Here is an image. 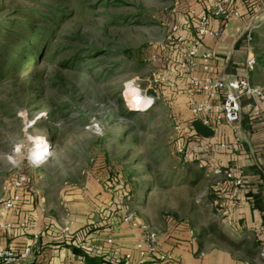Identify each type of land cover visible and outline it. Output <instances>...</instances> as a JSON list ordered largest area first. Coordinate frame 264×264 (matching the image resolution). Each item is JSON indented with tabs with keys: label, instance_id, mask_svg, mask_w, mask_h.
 <instances>
[{
	"label": "rangeland",
	"instance_id": "1",
	"mask_svg": "<svg viewBox=\"0 0 264 264\" xmlns=\"http://www.w3.org/2000/svg\"><path fill=\"white\" fill-rule=\"evenodd\" d=\"M192 1L0 0L8 12H65L43 56L0 81V182L25 173L34 184L40 168L45 182L56 180V193L94 179L110 201L139 218L163 224L173 216L193 227L205 221L217 234L216 180L187 129L189 97L175 82L187 74L177 65ZM256 35L257 60L264 26ZM250 80L264 87V66ZM134 99L148 100L147 107L134 106ZM38 140L52 152L42 162L32 155Z\"/></svg>",
	"mask_w": 264,
	"mask_h": 264
},
{
	"label": "crops",
	"instance_id": "2",
	"mask_svg": "<svg viewBox=\"0 0 264 264\" xmlns=\"http://www.w3.org/2000/svg\"><path fill=\"white\" fill-rule=\"evenodd\" d=\"M188 5L187 8L196 10V15L210 11L207 0H194ZM230 6L240 12L239 17L228 21L211 17V27L222 33L206 37L198 52V65L193 73L202 78L211 75L227 82L251 78L246 61L249 55L256 54L253 45L246 42L245 33L252 29L256 35L259 27L264 26V0H230ZM196 17L192 18V27L185 31L181 28L182 34L196 35ZM206 52L212 54L210 71L203 69L202 55ZM177 68L180 73H187L176 81L179 93H185L187 98L192 73L179 64ZM207 97V93L196 96L199 101ZM243 118L244 136L252 148L239 136L236 125L226 121L214 126V135L197 146L200 157L206 160L207 171L217 166L230 168L236 178L243 180L237 187L225 182L214 187L218 196L215 204L221 207L217 213L219 225L215 224L214 230L220 229L221 234L219 231L211 234L205 221L193 227L187 220L167 216L163 224H157L150 216L136 215L152 225L177 260L141 258L134 249L141 232L123 221L127 209L110 201L109 194L94 179L86 180V188L68 183L55 193L56 180L49 177L45 182L40 168L34 184L23 190L20 203L8 210L0 206V222L12 223L11 228L0 229V249L20 251L32 242L35 231H39V241L32 253L19 264H125L115 251L118 247L133 253L130 264H264L260 256L264 246V130L248 106L244 108ZM211 121L214 123L213 114ZM222 143H228L231 148H223ZM234 145L240 150L234 151ZM13 182L14 179L0 182V197L14 193ZM69 220L73 221L71 232L64 237L62 229ZM211 235L213 239L208 240L207 236ZM110 238L113 243L109 242Z\"/></svg>",
	"mask_w": 264,
	"mask_h": 264
},
{
	"label": "built area",
	"instance_id": "3",
	"mask_svg": "<svg viewBox=\"0 0 264 264\" xmlns=\"http://www.w3.org/2000/svg\"><path fill=\"white\" fill-rule=\"evenodd\" d=\"M210 11L196 15V10L190 7L193 16L196 17V35L192 37H179L180 43H186L187 48L184 51V58L181 67L189 70L192 74L189 79V104L192 114L196 117H201L205 124L219 126L225 121L236 125L239 135L249 145L250 143L244 136L242 119L243 110L248 106L251 114L259 119L263 124L264 130V87L253 84L249 76L236 78L233 81L227 82L220 78L212 77L211 75L201 76L194 74L198 62V52L206 37H217L222 31L215 30L211 27V17H217L228 21L233 17H239L240 12L230 6V0H207ZM176 28V27H175ZM245 40L250 45L252 41V29L245 33ZM205 71H210L212 66L210 60L212 54L206 52L202 55ZM256 57L254 54L248 56L246 67L248 72H252L256 67ZM176 82V81H175ZM201 93H207V99L202 101L197 100L196 96ZM219 101H215L219 99ZM246 102V103H245ZM214 115V123L211 121V115ZM180 128V127H179ZM225 149L231 148L228 143H222ZM234 151H239V146H233ZM46 159L50 156L46 155ZM255 163L258 165L256 158ZM200 166L203 164L200 162ZM212 175L216 178L217 184L231 183L234 186L242 184L241 177L236 178L233 170L224 167H213ZM32 177L28 174H19L14 178L13 186L14 193L10 196L0 197V206L5 210L14 208L22 201V192L26 188H30ZM123 221L128 223L133 229L141 232L142 237L136 242L134 249L143 259H152L155 261H174L178 257L165 247L164 242L160 239L158 232L147 222L140 220L133 211L127 210L123 216ZM72 220H69L62 229V235L68 237L71 232ZM12 227L10 222H0V229H9ZM40 232L35 231L32 242L18 251L12 248L0 249V264H19V261L27 258L33 250V247L39 241ZM113 243V239H109ZM118 255H121L125 264H130L133 253L131 251H122L121 247L115 249ZM261 258L264 259V246L260 251Z\"/></svg>",
	"mask_w": 264,
	"mask_h": 264
},
{
	"label": "trees",
	"instance_id": "4",
	"mask_svg": "<svg viewBox=\"0 0 264 264\" xmlns=\"http://www.w3.org/2000/svg\"><path fill=\"white\" fill-rule=\"evenodd\" d=\"M64 13L59 7H54L48 15L42 16L19 10L8 12L7 7L0 2V81L27 71L43 56V52L48 49L50 38L55 35V28L60 25L59 20H63L65 16ZM37 20L43 21L44 24L40 25ZM254 39L258 40L257 35H254ZM256 66H264V52L258 55ZM243 120L244 118L242 124ZM187 124L190 136L197 143L205 142L214 135L213 126L205 124L201 117L192 114ZM195 163L200 166V161ZM100 166L101 164L96 169ZM217 198V194L214 195V200Z\"/></svg>",
	"mask_w": 264,
	"mask_h": 264
},
{
	"label": "bare ground",
	"instance_id": "5",
	"mask_svg": "<svg viewBox=\"0 0 264 264\" xmlns=\"http://www.w3.org/2000/svg\"><path fill=\"white\" fill-rule=\"evenodd\" d=\"M136 92L135 89L133 90V93ZM133 95V94H132ZM133 105L134 106H141L146 108L148 105V100L145 101H137L136 99L133 100ZM51 150L49 149V146L43 143L42 141L38 140L35 144V147L33 148L32 155L33 157L38 161L42 162L46 160V155L50 156L51 155Z\"/></svg>",
	"mask_w": 264,
	"mask_h": 264
}]
</instances>
